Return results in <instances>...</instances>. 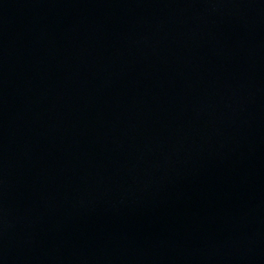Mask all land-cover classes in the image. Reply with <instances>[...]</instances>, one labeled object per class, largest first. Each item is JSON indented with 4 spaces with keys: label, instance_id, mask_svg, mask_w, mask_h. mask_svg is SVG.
<instances>
[{
    "label": "water",
    "instance_id": "95a60500",
    "mask_svg": "<svg viewBox=\"0 0 264 264\" xmlns=\"http://www.w3.org/2000/svg\"><path fill=\"white\" fill-rule=\"evenodd\" d=\"M0 264H264V0H0Z\"/></svg>",
    "mask_w": 264,
    "mask_h": 264
}]
</instances>
